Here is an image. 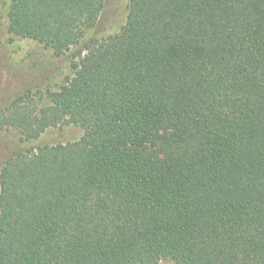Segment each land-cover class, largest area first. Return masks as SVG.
Instances as JSON below:
<instances>
[{
  "label": "trees",
  "instance_id": "16d2710c",
  "mask_svg": "<svg viewBox=\"0 0 264 264\" xmlns=\"http://www.w3.org/2000/svg\"><path fill=\"white\" fill-rule=\"evenodd\" d=\"M12 0L10 34L71 76L3 119L24 140L0 169V264H264V0ZM47 100L46 105H40Z\"/></svg>",
  "mask_w": 264,
  "mask_h": 264
},
{
  "label": "rangeland",
  "instance_id": "374dc122",
  "mask_svg": "<svg viewBox=\"0 0 264 264\" xmlns=\"http://www.w3.org/2000/svg\"><path fill=\"white\" fill-rule=\"evenodd\" d=\"M11 1L0 0V169L14 152L75 142L82 136L79 127L60 125L46 129L37 139L26 141L17 128L4 124L3 119L17 98L21 97L24 105L31 107L32 101L39 102L48 87L56 89L71 76V59L82 47L80 43L65 55L53 57L49 49L37 42L10 34L7 27ZM126 15L127 0H102L97 23L85 31L83 40L91 37L101 40L116 34L124 25ZM46 103L44 96L40 105ZM158 264L175 263L164 259Z\"/></svg>",
  "mask_w": 264,
  "mask_h": 264
}]
</instances>
